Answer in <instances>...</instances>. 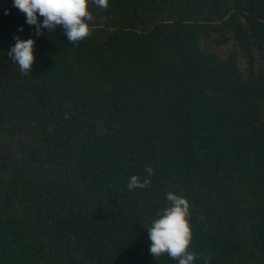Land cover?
<instances>
[{
	"label": "trees",
	"instance_id": "1",
	"mask_svg": "<svg viewBox=\"0 0 264 264\" xmlns=\"http://www.w3.org/2000/svg\"><path fill=\"white\" fill-rule=\"evenodd\" d=\"M92 11L74 45L0 0V264H178L149 252L170 191L192 251L264 264V0ZM17 36L36 42L28 75ZM133 175L150 186L129 191Z\"/></svg>",
	"mask_w": 264,
	"mask_h": 264
},
{
	"label": "clouds",
	"instance_id": "2",
	"mask_svg": "<svg viewBox=\"0 0 264 264\" xmlns=\"http://www.w3.org/2000/svg\"><path fill=\"white\" fill-rule=\"evenodd\" d=\"M13 6L26 16V22L34 25L36 35H43L42 29L52 33L57 27H62L69 43L78 45L93 34L95 25L92 7L108 9L109 0H13ZM7 14V12L5 13ZM40 17H43L42 22ZM20 31H23L21 28ZM15 45L7 53L14 64L19 66L24 75L31 74L35 63V40L14 37ZM145 171L151 177L154 172L150 166ZM151 180L133 175L127 184L129 191L150 186ZM169 202L158 218L147 228L151 241L149 252L156 259L167 255L178 261V264H196L198 259L202 264H210L211 257H201L191 250L193 232L190 226L192 215L189 201L174 192L166 196Z\"/></svg>",
	"mask_w": 264,
	"mask_h": 264
}]
</instances>
